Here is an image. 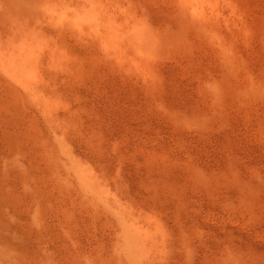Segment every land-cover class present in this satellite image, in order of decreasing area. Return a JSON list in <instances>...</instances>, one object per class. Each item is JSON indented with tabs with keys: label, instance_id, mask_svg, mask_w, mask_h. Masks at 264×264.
<instances>
[{
	"label": "bare ground",
	"instance_id": "obj_1",
	"mask_svg": "<svg viewBox=\"0 0 264 264\" xmlns=\"http://www.w3.org/2000/svg\"><path fill=\"white\" fill-rule=\"evenodd\" d=\"M171 3L181 16L157 15L147 0H0V119L19 118L22 126L0 145V264H264V249L204 230L208 214L190 202L204 194L217 199L211 185L222 184L218 200L233 215L259 211L261 167L206 168L190 158L186 167L169 165L152 151L137 178L86 104L88 84L77 74L92 65L78 46L94 56L100 43L106 59L127 67L126 82L163 114L150 74L186 31L221 55L217 106L231 91H254L264 101V72L243 57L253 44L240 1ZM191 115L192 123L208 119ZM183 117L171 116L176 123Z\"/></svg>",
	"mask_w": 264,
	"mask_h": 264
},
{
	"label": "rangeland",
	"instance_id": "obj_2",
	"mask_svg": "<svg viewBox=\"0 0 264 264\" xmlns=\"http://www.w3.org/2000/svg\"><path fill=\"white\" fill-rule=\"evenodd\" d=\"M147 1L157 15L170 18L181 16L171 0ZM239 1L250 21L246 32L253 44L244 51L243 57L249 68L256 74H262L264 0ZM182 37L169 53L161 56V63L150 74V81L159 84L162 91L165 101L163 114L157 112L150 95L147 96L126 82L127 76L131 74L126 71V66H119L106 59L105 51L108 47L97 43L92 50L94 56H91L85 45L79 44L78 47L83 48L80 52L86 57V62L92 65L86 73L85 68L77 74L88 84L86 104L100 120L101 127L110 134V143L120 145L123 156L131 160L133 166L130 165V171L132 173L133 169L137 178L138 171L142 169H139L140 165L144 167L151 161L152 151H156L158 157L166 156L169 165L178 162L186 167L190 158L206 168L231 162L242 169L245 165L261 167L264 174V101L254 91L240 94L231 91L225 98V105L217 106L213 96L214 88L224 86L220 53L198 34L186 31ZM203 112L208 116L204 122L194 121V124L186 120L193 116L191 114L200 115ZM173 114H181L185 118L176 123L171 118ZM20 123L19 118L13 121L0 119L1 146H5V141L16 128H22L18 127ZM157 140L163 141L164 146L156 147L154 143ZM125 141L128 143L126 148L123 146ZM15 187L21 190L19 184ZM223 187L222 184L211 185L218 195L217 199L204 194L190 200L192 208L194 205L200 210L206 209L201 210L203 215L208 214L207 219H202L204 230H214L218 237L236 234L244 242L264 249V204L260 201V207L257 208L259 211L254 210L253 214L246 210L238 213V209L233 208L235 211H231L236 213L233 215L218 200L222 201L225 194ZM197 202H200L199 206ZM208 207L213 212H208ZM227 212L231 217L229 220L224 219L229 218ZM209 214H213L212 217ZM220 214H223L226 222Z\"/></svg>",
	"mask_w": 264,
	"mask_h": 264
}]
</instances>
